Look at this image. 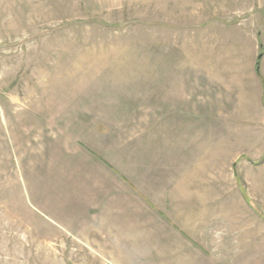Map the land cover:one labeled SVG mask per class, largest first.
Listing matches in <instances>:
<instances>
[{
    "label": "rangeland",
    "instance_id": "obj_1",
    "mask_svg": "<svg viewBox=\"0 0 264 264\" xmlns=\"http://www.w3.org/2000/svg\"><path fill=\"white\" fill-rule=\"evenodd\" d=\"M81 127L126 171L168 147L175 207L264 238V0H0V264H111L53 177Z\"/></svg>",
    "mask_w": 264,
    "mask_h": 264
},
{
    "label": "crops",
    "instance_id": "obj_2",
    "mask_svg": "<svg viewBox=\"0 0 264 264\" xmlns=\"http://www.w3.org/2000/svg\"><path fill=\"white\" fill-rule=\"evenodd\" d=\"M87 129L77 128L76 135L72 131L69 153L56 157L63 158L62 164L68 158L70 161L69 167L59 168L61 173L53 176L56 180L63 177L64 186L69 185L68 200L64 195L43 199L45 205L57 208V214L64 213L68 201L71 234L76 239L85 238L87 245L102 247L103 260L111 264L147 260L167 264H264V238L255 240L251 228H241L244 231L238 234L235 225L229 228V238H222L221 230L217 238L213 230L222 227L216 221H204L212 213L205 206L192 211L174 206L173 198L179 192L159 180L171 165L168 147L152 155L143 152L134 159V169L126 171L131 164L125 163L127 153L115 157L108 135Z\"/></svg>",
    "mask_w": 264,
    "mask_h": 264
},
{
    "label": "water",
    "instance_id": "obj_3",
    "mask_svg": "<svg viewBox=\"0 0 264 264\" xmlns=\"http://www.w3.org/2000/svg\"><path fill=\"white\" fill-rule=\"evenodd\" d=\"M260 57H258V59H259ZM255 70H256V72H258V70H259V61L257 60V62H256V65H255Z\"/></svg>",
    "mask_w": 264,
    "mask_h": 264
}]
</instances>
